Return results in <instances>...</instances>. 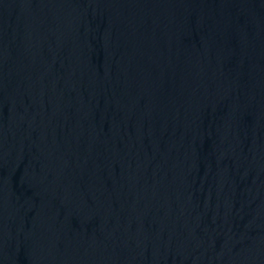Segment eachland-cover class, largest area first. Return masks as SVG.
Instances as JSON below:
<instances>
[{
	"label": "water",
	"instance_id": "95a60500",
	"mask_svg": "<svg viewBox=\"0 0 264 264\" xmlns=\"http://www.w3.org/2000/svg\"><path fill=\"white\" fill-rule=\"evenodd\" d=\"M0 264H264V0H0Z\"/></svg>",
	"mask_w": 264,
	"mask_h": 264
}]
</instances>
